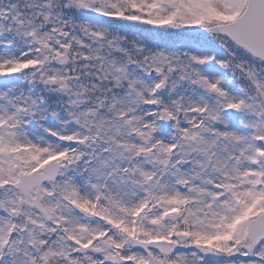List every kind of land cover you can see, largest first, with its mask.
<instances>
[{
    "label": "snow or ice",
    "instance_id": "6c2138e0",
    "mask_svg": "<svg viewBox=\"0 0 264 264\" xmlns=\"http://www.w3.org/2000/svg\"><path fill=\"white\" fill-rule=\"evenodd\" d=\"M0 264H264V0H0Z\"/></svg>",
    "mask_w": 264,
    "mask_h": 264
}]
</instances>
